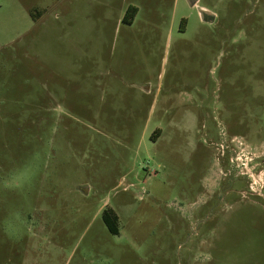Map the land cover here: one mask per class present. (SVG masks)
Instances as JSON below:
<instances>
[{
    "label": "rangeland",
    "instance_id": "1",
    "mask_svg": "<svg viewBox=\"0 0 264 264\" xmlns=\"http://www.w3.org/2000/svg\"><path fill=\"white\" fill-rule=\"evenodd\" d=\"M191 2L0 0V264H264V0Z\"/></svg>",
    "mask_w": 264,
    "mask_h": 264
},
{
    "label": "trees",
    "instance_id": "2",
    "mask_svg": "<svg viewBox=\"0 0 264 264\" xmlns=\"http://www.w3.org/2000/svg\"><path fill=\"white\" fill-rule=\"evenodd\" d=\"M137 13V9L135 7L130 6L127 9L126 15L123 19L124 22L130 23L133 20L134 15ZM102 220L107 228V230L112 234V235H117L118 230L116 227V221L117 217L114 214H111L108 211H105L102 214Z\"/></svg>",
    "mask_w": 264,
    "mask_h": 264
},
{
    "label": "water",
    "instance_id": "3",
    "mask_svg": "<svg viewBox=\"0 0 264 264\" xmlns=\"http://www.w3.org/2000/svg\"><path fill=\"white\" fill-rule=\"evenodd\" d=\"M194 3H195V0H192L191 4H194ZM200 13L203 19L206 18V14L210 17V15L206 11H200Z\"/></svg>",
    "mask_w": 264,
    "mask_h": 264
},
{
    "label": "built area",
    "instance_id": "4",
    "mask_svg": "<svg viewBox=\"0 0 264 264\" xmlns=\"http://www.w3.org/2000/svg\"><path fill=\"white\" fill-rule=\"evenodd\" d=\"M256 184H257V182L254 180V181H253V183H252V185L250 186V187H251V189L253 188V185H255V186H256ZM255 194H256V191H255Z\"/></svg>",
    "mask_w": 264,
    "mask_h": 264
}]
</instances>
